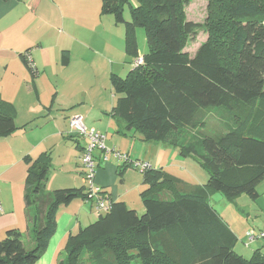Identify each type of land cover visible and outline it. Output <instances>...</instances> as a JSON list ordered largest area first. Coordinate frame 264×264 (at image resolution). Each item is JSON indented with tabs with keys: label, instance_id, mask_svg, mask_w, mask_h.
I'll return each instance as SVG.
<instances>
[{
	"label": "trees",
	"instance_id": "obj_1",
	"mask_svg": "<svg viewBox=\"0 0 264 264\" xmlns=\"http://www.w3.org/2000/svg\"><path fill=\"white\" fill-rule=\"evenodd\" d=\"M190 2L101 0V14L125 25L128 56H138V29L147 42L142 65L125 78L111 77L112 114L142 141L168 144L181 157L192 158L207 171V183L191 185L152 167L143 173V214L114 202L102 189L111 199L110 211L68 237L58 264H264L259 250L251 259L236 253L238 238L211 203L216 192L229 200L261 196L264 0H208L205 24L186 22L184 7ZM203 29L208 40L189 56L186 41ZM22 57L34 72L29 56ZM68 62L65 54L64 64ZM214 109L222 113L215 130L207 120ZM16 113L0 94V138L18 130ZM25 161L30 236L27 240L19 229H9L0 241V264H36L56 232L60 208L77 200L92 202L87 185L47 190L49 152ZM128 168L133 167L125 162L119 174ZM259 239L264 238L254 242Z\"/></svg>",
	"mask_w": 264,
	"mask_h": 264
},
{
	"label": "crops",
	"instance_id": "obj_2",
	"mask_svg": "<svg viewBox=\"0 0 264 264\" xmlns=\"http://www.w3.org/2000/svg\"><path fill=\"white\" fill-rule=\"evenodd\" d=\"M101 7V0H0V94L16 107L18 127L12 135L0 138V240L9 229H19L27 240L30 236L25 204L26 157L34 160L50 153L54 172L46 184L49 191L87 187L81 160L88 141L71 132L70 117L74 115L83 116L88 128L105 134L111 150L127 154L131 160L150 162L154 169H164L185 182L192 180L188 168L194 169L196 161L186 162L168 144L142 141L112 114L115 96L112 87L113 95L108 96L106 81L111 82L112 75L122 77L123 72L132 71L133 62L146 51L141 44L137 58L128 56L125 29L119 28L113 16L102 15ZM26 54L34 72L23 60ZM65 54L69 56L67 64ZM93 58L100 61L103 83L92 81L98 78ZM126 63L132 67L125 68ZM94 86H105L104 93L93 96ZM47 94L50 99H44ZM162 153H168L171 161L165 162ZM124 164L112 158L97 171L95 183L114 202H125L143 214L144 174L128 168L120 175L119 167ZM93 209V202L83 200L60 208L56 232L36 264H58L68 237L98 219ZM226 223L237 238L247 235L248 229ZM257 245L256 241L245 249L254 253L251 249ZM239 252L248 259L246 253Z\"/></svg>",
	"mask_w": 264,
	"mask_h": 264
},
{
	"label": "rangeland",
	"instance_id": "obj_3",
	"mask_svg": "<svg viewBox=\"0 0 264 264\" xmlns=\"http://www.w3.org/2000/svg\"><path fill=\"white\" fill-rule=\"evenodd\" d=\"M184 15H185L186 22L205 24L207 16H208V0H191V2L187 6L184 7ZM125 20L127 22L130 21L129 10H126L125 12ZM118 26L121 30L125 29L124 24H119ZM137 39H138L139 46L141 44L143 45V51H147L146 37L142 29L137 30ZM207 40H208V33L206 32V30L203 29L199 31L196 37L191 36L188 38V40L186 41V45H185V52L189 56H193L198 51V49L201 47V45L206 43ZM99 62L100 61L98 60V58L95 60V62L93 58V67L96 73L98 74V78L97 79L92 78L93 79L92 81L98 80L100 83H103L104 82L102 79L103 72L98 70L100 68ZM130 67H132L131 64L129 63L125 64V68L130 69ZM128 73L129 71L123 72L122 78H125L128 75ZM105 85H106V90H108L107 92L108 96L109 95L112 96L113 94L111 91L112 90L111 82L108 80L106 81ZM104 87L103 88L99 87L98 89L97 87H95L94 89H92L91 94L95 97L96 96L98 97L100 94L99 92L102 93L104 90ZM50 97H51L50 94H47L44 97V99L46 98L50 99ZM221 114L222 113L220 110H215V109L207 112V120H208L209 127L211 129L215 130L217 128H220L219 119L221 118ZM51 127L52 126L50 125V127H47V129ZM135 142H139V141H135ZM155 144H159V143L155 142ZM106 146L109 149H112L109 147L110 143L107 141H106ZM141 149H144V148L141 147ZM167 155L168 153L166 154L162 153L161 158H165V162H170L171 156L169 155L167 157ZM56 156L54 157V160H57ZM132 160L135 161L136 159L132 158ZM185 160L186 162H195L193 161L192 158H186ZM141 161H144V160H141ZM195 164H196V167L194 169L192 167L188 168V171H189V174L192 180H186V182L191 183L189 181L193 182L194 180L193 183H201L200 181H203V183L206 184L209 179V175L207 171L204 170L198 163H195ZM53 167H51L50 173L54 172ZM133 169L137 170L135 168ZM137 171L140 172L139 170ZM172 171H175V170H172ZM79 187L80 186H74L72 187V189H75V188L78 189ZM258 191L261 194V196L257 200H253L247 195H241L234 200H229L222 193L216 192V193H213L214 195H212V203H213V206L220 213V215H222V217H225L226 221L239 225V227L241 228L244 227L245 230L248 229V231H255L256 233H260L261 231H264V182L259 186ZM93 214L97 216V213L95 212L94 209H93ZM245 233L246 231H244V234ZM257 242H258V245L255 247L253 246L251 249L253 250L254 253H249V250L245 249L246 248L245 245L248 244L247 235L243 236V238L239 237L236 243L237 244L236 251H238L237 253H240L239 251H241V253H246L247 254L246 257H248V259H251L255 255V252L257 250H259L262 254H264V239H259L257 240ZM65 255H66V252H64V255L62 258H64ZM87 264H92V263L90 262V260H88Z\"/></svg>",
	"mask_w": 264,
	"mask_h": 264
},
{
	"label": "built area",
	"instance_id": "obj_4",
	"mask_svg": "<svg viewBox=\"0 0 264 264\" xmlns=\"http://www.w3.org/2000/svg\"><path fill=\"white\" fill-rule=\"evenodd\" d=\"M144 63L143 57H139L133 63V68H136ZM70 128L73 134L84 138L88 141V145L85 148L82 156V164L85 168L83 174V180L88 186V192L90 198L94 203V210L98 216L106 214L111 209V199L103 195L101 187L95 183L96 173L104 165H107L112 158L131 164V166L141 173H144L152 169L150 162L141 160H131L127 154H123L116 150H111L106 146L107 137L105 134L90 129L86 126L85 119L81 115H74L70 117ZM3 212V208L0 205V213ZM248 244L249 246L257 238H264V231L257 234L255 231H248Z\"/></svg>",
	"mask_w": 264,
	"mask_h": 264
}]
</instances>
